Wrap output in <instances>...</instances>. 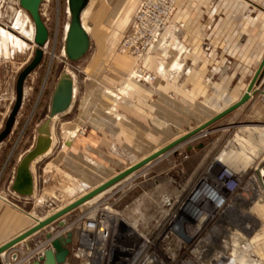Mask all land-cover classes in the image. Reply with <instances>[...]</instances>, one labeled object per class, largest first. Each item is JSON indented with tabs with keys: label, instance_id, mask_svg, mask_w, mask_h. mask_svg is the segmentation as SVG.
Returning a JSON list of instances; mask_svg holds the SVG:
<instances>
[{
	"label": "rangeland",
	"instance_id": "rangeland-1",
	"mask_svg": "<svg viewBox=\"0 0 264 264\" xmlns=\"http://www.w3.org/2000/svg\"><path fill=\"white\" fill-rule=\"evenodd\" d=\"M11 1L15 2V5L17 2L21 7L20 0H0L2 18L8 9L1 7V4L10 5ZM140 1L90 0L88 9L83 14V24L93 39L92 45L87 55L74 63L64 56L65 29L71 19L67 0H46L43 3L42 11L46 15L43 16V20L50 33L49 43L44 50L45 57L25 83L24 103L17 118L18 125L16 121L19 130L17 131L14 127L16 132L11 134L13 138L8 142L9 137L3 142L5 144L1 146L0 152L3 158L8 157V161L12 163L11 168L1 171L0 196L6 200L4 201L7 205L6 211L12 213L14 217L21 214L30 215L31 218L35 214L43 217L52 208L58 206L56 208L58 210L68 201L89 193L134 163L130 162L127 157L119 158L109 155L111 162L106 164V167L101 165L95 167L86 162L83 149L85 147L76 149V141L83 137L81 133L88 131L84 125L88 110L83 109L88 106L86 105L88 97L99 99L94 104V107L98 108L104 96H109L117 102L129 96L139 85L145 91L150 92V101L153 103L151 105H155L154 103L160 98L161 85L172 86L173 92L170 97L174 101L171 104L174 106L175 118L172 119V126L168 127L170 133L165 135L162 131L166 129L150 128L155 127L154 124L153 126L144 125L143 135L132 137L135 138V142L130 141L135 149L137 148V150L133 149L131 154L137 157L136 160H143L234 104L248 88L253 73H250L251 68L246 65L245 61H241L245 56H238L237 60H231L227 55L223 57L217 54V0H177L174 10L166 20V27L161 32V38L154 41L153 48L148 47L142 57H137L129 51H124L122 42L132 29ZM234 1L238 2V7L234 8L237 14L245 10L240 6L244 2L249 3L244 4L248 5L247 11L251 12V16L258 15L260 12L264 13V0ZM16 8L15 6L13 10L15 11ZM23 12L29 16L34 25L31 16L25 10ZM8 16H11L10 13ZM47 18L50 20L46 21ZM189 29L206 34L203 40L206 55L201 62L206 65V71L196 102L190 101L186 96V93L197 91L193 89L196 80L190 78L191 81L186 78V75H191L192 70L188 68L189 70L186 71L187 63L183 60V55L190 52L185 39ZM16 48L0 53V65H2L0 85L2 88L3 83L13 74L16 90L18 75L33 59L35 52L32 54V50L36 49L32 44L28 49H21L17 46ZM27 55H31V58L17 71L21 64L25 63ZM201 64L199 65L202 66ZM257 64L258 62L254 63V69L258 66ZM64 70L70 72L75 78L74 90L76 92L73 108L70 113L57 116L54 123V147L49 155L42 157L33 166L36 176L35 195L25 198L11 191V182L15 176V173H11L12 168H16L15 165L21 156L33 147L37 127L47 118L51 96ZM255 91L253 97L245 105L208 127L205 130L208 134L193 136L179 144L150 165L135 171L130 184L128 181L124 182L106 194V196L113 197L114 208L120 212V219L126 222L121 223L122 230L130 229L133 235L141 233L152 239L158 234L161 225L165 224L166 217L158 216L156 221H150L149 224L152 223V225L146 226L147 229L144 230L142 221L135 218L133 209L135 194L164 190L165 181L159 177L162 174L160 170L171 168L166 185L169 191H173L176 195L179 193L178 201L194 184L209 175L216 166L218 169L220 165H227L238 172L246 171L250 176H255L256 181H253V184L258 185L256 182L260 181V178L257 173L264 167V144L259 142L260 138L264 140V76L259 85L255 87ZM108 92L114 93L118 98L108 95ZM163 109L165 111V104ZM11 110L12 107L8 109L7 118ZM116 117L120 119V116ZM7 118L4 119L0 132L4 129ZM77 125H79L80 132L76 136ZM64 128L75 130L74 137L72 135L67 137ZM69 140L73 141L67 144ZM260 147L263 150L259 152V155L253 152L256 150L252 148L259 150ZM244 151L250 152V155L253 154L251 157L253 160L248 166L243 165V160H241ZM6 211L0 212V230L4 227L3 216ZM250 211L255 231L260 233V238L256 237L259 240L262 239L261 243H255L257 245L255 252L264 257V203H254ZM232 215L229 213L226 216L227 226L231 224ZM158 219L162 220H159L160 223L157 225ZM29 221L30 229L37 224L35 220ZM133 227L139 231H134ZM3 240L5 238L0 236V243ZM31 244L30 241L25 243L29 247L32 246ZM125 244L126 242L119 237L118 233H114L104 262L102 255H98L96 256L97 264H114L124 254L120 249ZM70 259L71 264H80L79 259L74 257Z\"/></svg>",
	"mask_w": 264,
	"mask_h": 264
},
{
	"label": "built area",
	"instance_id": "built-area-1",
	"mask_svg": "<svg viewBox=\"0 0 264 264\" xmlns=\"http://www.w3.org/2000/svg\"><path fill=\"white\" fill-rule=\"evenodd\" d=\"M176 1L141 0L132 30L123 39L124 51L142 57L148 47L160 38ZM15 6L20 11L24 10L17 2L16 5L12 1L10 5L1 4L8 10L3 18L0 15V27L12 30L11 22L17 10H13ZM42 6L41 15L45 17ZM49 20L47 18L46 21ZM31 44L34 46V41ZM34 52L32 50V54ZM30 58L31 55H27L25 63L17 71ZM14 82L15 75L12 74L3 83V88L0 85V130L8 109L13 107L16 100ZM258 174L260 181L254 185L255 176H250L246 171L238 172L227 165H220L218 169L216 166L209 175L184 193L179 201L177 199L176 206L166 216L165 224L159 226L158 234L152 239L141 233L133 235L130 229L122 230L121 223L126 222L120 219V212L114 208L113 197L105 196V200L102 198L94 204L85 203L77 208L78 211L75 209L66 214L61 218L68 221L64 228H56L60 219L40 230L47 231L51 237L46 235L44 239L37 240L33 247L24 250L22 246L26 242L16 244L4 253L1 262L45 264L42 258L52 248V242L70 232L73 243L69 246L70 256L65 264H71V257L79 259L80 264H97L98 255H102L104 262L114 233H118L126 242L120 249L124 254L114 264H240L237 261L242 257L249 264H264V257L255 252V243H261L262 239L254 241L256 236L260 238V233L255 231L250 211L254 203H264V167ZM229 213L233 215L231 224L227 226L226 216Z\"/></svg>",
	"mask_w": 264,
	"mask_h": 264
},
{
	"label": "crops",
	"instance_id": "crops-1",
	"mask_svg": "<svg viewBox=\"0 0 264 264\" xmlns=\"http://www.w3.org/2000/svg\"><path fill=\"white\" fill-rule=\"evenodd\" d=\"M244 3L249 4L248 2ZM244 3L240 6L245 8V10L237 14L234 12V8L238 7L237 1L217 0V54L223 57L227 55L231 60H237L238 56H245L241 59V61H245L246 65L251 68V71H248L253 73V78L262 60L264 59V13L260 12L258 15L251 16V12L247 11L248 5ZM17 34L23 37L21 32ZM205 35L206 34H202L200 31L193 32L189 29L185 37L187 45L189 46L188 48H190V52L183 55V60L187 63L186 71L189 70L188 68H191L192 70L191 75H186V78L187 80L190 78H194V80H196V84L193 86V89H196L197 93H186L187 98L192 102H196V98L200 93V88L204 83V72L206 71V65L201 64V62L206 55L205 50L203 49V40L206 37ZM90 39L92 45L93 39L91 36ZM247 57L248 59H246ZM257 62L258 66L256 69H254V63ZM92 65H94V61H92ZM161 89L162 90L159 95L160 98L157 101L158 103H154L155 105H151L153 103L150 101V92L145 91V89L139 85L137 86V89L129 96L117 102L113 101V99H111L109 96H104L102 98V103L98 106V108L94 107V104L96 101H99V99H96L95 97H88V101L86 102V105L88 106L83 108L84 110H86V108L88 110L86 120L84 122V125L87 127L88 131L86 133H81L83 137L78 139L75 145L77 147L76 149L85 147L83 148L85 151V159L89 165L95 167L96 165H101L106 167V164L111 162L110 158H108L109 155H115V157L119 158L127 157L130 162L132 161L134 163L141 161L142 159L136 160L137 157L131 154L133 149L137 150V148L135 149V146H133L130 141L135 142V138L133 139L132 137L143 135L142 127H144V125L153 126L154 124L155 127L150 128L155 130L166 129L162 131V133L165 132V135L170 133L168 132V127L172 126V119L175 118L174 106L171 104L174 101L173 98L170 97L173 92V88L169 85H161ZM164 104L166 112L163 109ZM116 116H120V119H118ZM17 125L15 126V129L18 131L19 129L17 128ZM76 127L77 130L80 131L79 125ZM150 128L149 130H152ZM16 130L13 131V134L16 132ZM144 133L147 132L144 131ZM12 138L13 136H10L8 142L11 141ZM3 144L5 143L0 145V152L2 148L1 146ZM0 157L1 181V171H3V169L5 170V168H11L12 163L11 161H8V157L7 159L3 158L1 155ZM92 162L94 164H92ZM18 163L19 161L15 167H17ZM134 163L132 165H134ZM12 169L13 171L11 173L14 174L16 168ZM160 171L162 174L159 177L163 178L165 181L164 190L162 192H142L135 194L133 198L134 216L137 218V220L142 221V227L144 230L147 229L146 226H151L152 223L149 224V222L153 220L156 221L158 216L160 218L163 216L166 217L174 209L176 206V200L179 199L180 196L179 193L176 195L173 191H169L168 186L166 185V183H168V180L166 179H168V173L171 171V168ZM13 181L14 177L11 185ZM167 199L170 201H167ZM4 201L6 200L0 196V212L7 210V205ZM3 217L4 227L0 230V236L5 238V240L0 243V246L29 230L31 227L29 220L34 221L30 215L24 216L21 214L14 217L12 213L7 211ZM145 217H147V219ZM159 220L160 219H158V221ZM158 221L157 225L160 223V221ZM47 233V231L43 230L37 233V235H35L33 238L30 236L28 240L32 243L31 247H33L37 240L44 239ZM22 247L24 250L31 248L28 245H24Z\"/></svg>",
	"mask_w": 264,
	"mask_h": 264
},
{
	"label": "water",
	"instance_id": "water-1",
	"mask_svg": "<svg viewBox=\"0 0 264 264\" xmlns=\"http://www.w3.org/2000/svg\"><path fill=\"white\" fill-rule=\"evenodd\" d=\"M45 0H20L21 7L31 16L35 25V38L36 49L33 59L30 63L20 72L16 82V100L12 107V110L5 122L4 129L0 132V145L8 139L13 133L16 125L17 118L23 107L25 96V83L28 77L41 65L44 57V48L49 43L50 33L46 23L41 15V6ZM70 11V25L66 35L65 41V53L67 60L74 63L83 59L90 50L91 39L89 33L85 29L82 22V14L87 8L90 0H67ZM264 76V59L262 60L259 68L257 69L254 77L252 78L247 90L242 97L225 110L221 111L207 122L192 130L183 137L149 155L133 166L129 167L122 173L116 175L112 179L106 181L96 189L90 191L86 195L80 197L67 207L59 210L57 213L51 215L44 221L38 223L36 226L25 231L19 236L11 239L7 243L0 246V256L7 252L10 248L42 230L43 228L53 224L63 218L66 214L84 205L99 193L107 190L111 186L115 185L119 181L123 180L135 171L143 168L147 164L157 160L165 153L169 152L179 144L187 141L199 132L205 131L208 127L215 124L219 120L223 119L227 115L231 114L238 108L245 105L256 92L254 89L259 85L260 80ZM74 79L67 71H62L60 77L56 83L55 89L51 96L50 109L47 118L41 123L36 130V140L31 149H29L19 160L16 167L14 181L11 185V190L25 198H31L35 194V177L31 170L32 164L46 155L53 143V137L51 133V123L56 116L66 114L72 109L74 102ZM66 219H61L57 223L56 228L62 229L67 225ZM47 237H51L50 234ZM73 243L72 233H67L66 236H60L52 242V248L45 252L42 261L45 264H65L70 256L69 246ZM0 264H2L0 259Z\"/></svg>",
	"mask_w": 264,
	"mask_h": 264
},
{
	"label": "bare ground",
	"instance_id": "bare-ground-1",
	"mask_svg": "<svg viewBox=\"0 0 264 264\" xmlns=\"http://www.w3.org/2000/svg\"><path fill=\"white\" fill-rule=\"evenodd\" d=\"M140 5V4H139ZM139 7V6H138ZM88 9V7L84 10V12H83V14L85 13V11ZM68 10H69V7H68ZM68 13H69V16H70V11H68ZM83 14H82V22H83ZM1 15V14H0ZM71 17V16H70ZM11 24H12V30L11 31H14V32H11L10 30H7V29H5V28H2V27H0V53L1 52H4V50H5V52H7L8 50H10V48H14V49H17L16 48V46L17 47H19V48H21V49H28L29 47H30V44H31V41H34V38H35V27H34V25L32 24V22H31V20H30V18H29V16L28 15H26L23 11H20V10H16L15 12H14V15H13V19H12V22H11ZM133 24H134V21H133ZM69 25H70V23H68V25H67V27H66V29H65V41H66V35H67V32H68V29H69ZM84 25V24H83ZM133 27V26H132ZM34 30H33V29ZM86 29V28H85ZM132 30V29H131ZM19 32H21V34H22V36L23 37H21L20 35H18L17 33H19ZM88 32V31H87ZM160 38H161V35H160ZM28 41V42H27ZM159 42V41H158ZM34 44H35V42H34ZM48 45V44H47ZM152 47H151V49L153 48V46H154V44H152L151 45ZM34 47H36V44L34 45ZM46 48V47H45ZM45 48H44V50H45ZM34 49V48H33ZM150 49V50H151ZM64 51V50H63ZM11 52V51H10ZM166 52H167V50H166ZM165 52V55L168 53H166ZM8 54H10V53H8ZM7 54V55H8ZM64 56L66 57V53H65V51H64ZM67 58V57H66ZM69 71V70H68ZM69 74H71L70 72H68ZM72 75V74H71ZM72 77H73V79H74V81H75V78H74V76L72 75ZM76 89V88H75ZM255 90V89H254ZM75 92H76V90H74V96H75ZM108 95H110V96H113V97H115V98H118V96L117 95H115L114 93H112V92H108ZM252 97H253V95H252ZM251 97V98H252ZM74 100H75V97H74ZM68 112H70V110L68 111ZM58 117L56 116L54 119H53V121H52V123H51V133H52V137H53V143H52V147H51V149H50V151L46 154V155H49L50 154V152L52 151V148L54 147V144H55V133H54V123H55V120L57 119ZM65 129V128H64ZM65 135L67 136V137H69L70 135H72V137H74V134L76 133L75 132V130H67V129H65ZM78 132H80L79 130L77 131V133H76V136L78 135ZM205 133H206V131H202V132H199V133H197L196 135H194V136H196V137H199V136H201V135H205ZM53 134H54V136H53ZM206 134H208V133H206ZM195 137V138H196ZM261 139V140H260ZM259 139V142L260 143H262V144H264V140H262V138H260ZM72 141L73 140H69V141H67V144H70V143H72ZM256 150V151H253L254 153H256L257 152V154L259 155L260 153L259 152H262V150H263V148H261L260 147V149L259 150H257V148H252V150ZM240 153H241V151H240ZM233 154H235V153H233ZM232 154V155H233ZM46 155H44V156H46ZM253 155V154H252ZM252 155H250V152H248V151H244L243 152V157H242V159L241 160H243L242 161V163H243V165H245V166H248L250 163H251V160H253L251 157H252ZM257 155V156H258ZM44 156H42V157H44ZM164 156V155H163ZM42 157L41 158H39L38 160H36L33 164H32V167H31V170H32V172H33V174H34V170H33V166L39 161V160H41L42 159ZM162 157V156H161ZM160 157V158H161ZM220 162H222L221 160H220ZM152 163V162H151ZM150 163V164H151ZM214 163V162H213ZM259 163V162H258ZM150 164H147V165H150ZM146 165V166H147ZM145 167V166H144ZM258 174V173H257ZM134 173H132V174H130L129 176H127L126 178H124L123 180H121V181H119L118 183H116L115 185H113V186H111L110 188H108L107 190H105L106 191V193L103 191V192H101V193H99L98 195H96L94 198H92L90 201H88L87 203L88 204H94V203H96V202H98V201H100L103 197H105L106 196V194L107 193H109L110 191H112L113 189H115L118 185H121V184H123L124 182H127L128 181V183L130 184V181H131V179L134 177ZM34 177H35V175H34ZM107 181V180H106ZM105 181V182H106ZM104 182V183H105ZM103 184V183H102ZM102 184H100V185H102ZM126 185H128V184H126ZM126 187V186H125ZM11 188V187H10ZM35 190H36V179H35ZM12 191V190H11ZM13 192V191H12ZM14 193V192H13ZM86 194V193H85ZM85 194H83V195H85ZM35 195V194H34ZM83 195H81V196H79L77 199H79L80 197H82ZM108 197H110V196H108ZM107 197V198H108ZM77 199H74V200H72V201H68V203L67 204H64L63 206H61L58 210L56 209L58 206H56V207H54V208H52V210L51 211H49L48 213H50V214H48V215H46L45 214V216H41V217H39V216H37L36 214H35V216H33L32 218H34V220L36 221V223L38 224V223H40V222H42V221H44L45 219H47L48 217H50V215H52V214H54V213H56L57 211H59V210H61V209H63V208H65V207H67L68 205H70L71 203H73L74 201H76ZM104 199V198H103ZM105 200V199H104ZM141 210V209H140ZM227 211H229V210H227ZM139 213V212H138ZM111 215V214H110ZM37 224H35L34 226H36ZM34 226H32V227H34ZM134 231H137L136 230V228L135 227H133L132 228ZM35 235H37V233H35V234H33V235H31V237L33 238ZM28 238H30V237H28ZM28 238H26L24 241H22L23 243L24 242H27L28 243ZM257 238L258 237H256L255 238V240H257ZM259 239V238H258ZM258 241V240H257ZM25 245V244H24ZM263 251V250H262ZM3 255H4V253L0 256V258L1 257H3ZM238 263H246L245 262V259H244V257H242V258H239V260L237 261ZM247 264V263H246Z\"/></svg>",
	"mask_w": 264,
	"mask_h": 264
},
{
	"label": "flooded vegetation",
	"instance_id": "flooded-vegetation-1",
	"mask_svg": "<svg viewBox=\"0 0 264 264\" xmlns=\"http://www.w3.org/2000/svg\"><path fill=\"white\" fill-rule=\"evenodd\" d=\"M22 157V156H21ZM21 159V158H20Z\"/></svg>",
	"mask_w": 264,
	"mask_h": 264
}]
</instances>
